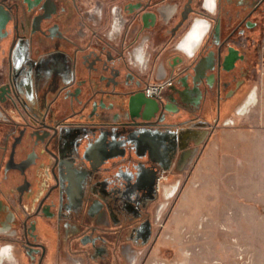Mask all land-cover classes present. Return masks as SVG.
Segmentation results:
<instances>
[{"label":"flooded vegetation","instance_id":"flooded-vegetation-1","mask_svg":"<svg viewBox=\"0 0 264 264\" xmlns=\"http://www.w3.org/2000/svg\"><path fill=\"white\" fill-rule=\"evenodd\" d=\"M0 1V261L135 264L165 207L162 179L196 156L192 117L174 115L247 94L264 61V0ZM150 41L154 80L142 70ZM195 67L206 75L194 90ZM134 90L154 110L130 109Z\"/></svg>","mask_w":264,"mask_h":264},{"label":"rangeland","instance_id":"rangeland-1","mask_svg":"<svg viewBox=\"0 0 264 264\" xmlns=\"http://www.w3.org/2000/svg\"><path fill=\"white\" fill-rule=\"evenodd\" d=\"M257 70L236 118L191 143L192 162H172L161 182L165 207L153 216L155 233L135 264H264V61ZM251 97L256 104L239 114ZM175 183L179 189L167 197Z\"/></svg>","mask_w":264,"mask_h":264},{"label":"crops","instance_id":"crops-1","mask_svg":"<svg viewBox=\"0 0 264 264\" xmlns=\"http://www.w3.org/2000/svg\"><path fill=\"white\" fill-rule=\"evenodd\" d=\"M70 27V26H69ZM200 34L199 33H194L190 38L189 41H192L193 44L197 43L199 38H200ZM128 40L131 39L132 34L130 32H128ZM63 50L68 51V52H72L74 50V47H62ZM143 58H144V63L142 64V70H143V74L146 75L148 77L149 80H154L155 79V72H156V67L158 65V51L161 49V47H157L153 41H150L148 44V47H144L143 48ZM184 50L182 52L183 57L188 58L193 56L194 54H196L198 52V47H184ZM180 67H177L176 69H172V72L175 73V70H178ZM168 71H170V69L167 68ZM246 94H240V95H234V96H230L225 100H222L221 104H220V100L218 99V97H212L210 102H208V111L206 112H198L196 111L195 108V104L192 103V105L190 106L191 108V113L192 114H188L187 112H183V113H177L174 115V117H192V120L190 121V123L187 124L188 130H189V138L191 139L192 142H194V145H200L203 142H201L203 139V141H207L208 139H210L209 135H211V133H209V129L211 128L210 131L213 130L214 126H218L220 125V123H222L227 117L232 116L233 118H236V107L237 105H239L240 101L244 98ZM254 97L256 98V102L258 101V95L255 92L254 93ZM256 103L252 102L248 105V107H250V105H254ZM250 108H248V110L244 113L240 112V108L238 109L239 114L245 115L247 114ZM208 124V129L203 131L202 126ZM208 133L207 138L204 135H199L200 133L203 134L204 133ZM1 204L4 203V200H2L0 202Z\"/></svg>","mask_w":264,"mask_h":264},{"label":"water","instance_id":"water-1","mask_svg":"<svg viewBox=\"0 0 264 264\" xmlns=\"http://www.w3.org/2000/svg\"><path fill=\"white\" fill-rule=\"evenodd\" d=\"M2 3V1H0ZM1 16V12H0ZM143 20H146V16L142 17ZM102 60L101 58H99ZM224 63H227V61L230 63V66L224 65V69H230L234 62V56H233V48H228V53L223 55ZM98 70V68H96ZM102 70L104 71H110L112 76L116 78L121 74V69L119 67H108L103 61H102ZM206 75V70H200L199 68H194L191 72V81H188V85L191 89L198 88L200 84H202L204 77ZM118 81H116L117 83ZM124 84L126 86H131L132 83L129 80L124 81ZM137 86H140V83H136ZM126 95H129V108L133 110L134 107L137 108H143L145 111H151L154 110V108L157 105V101H152L148 97L145 96V93L143 91H129L126 93Z\"/></svg>","mask_w":264,"mask_h":264},{"label":"bare ground","instance_id":"bare-ground-1","mask_svg":"<svg viewBox=\"0 0 264 264\" xmlns=\"http://www.w3.org/2000/svg\"><path fill=\"white\" fill-rule=\"evenodd\" d=\"M252 102H254L255 103V99H254V97H251L249 100H248V102H246L247 104H246V108H248V105L250 104V103H252ZM241 109V108H240ZM242 111V113H244L245 112V110L243 109V110H241ZM194 157V156H193ZM178 188H179V184L178 183H175L173 186H171V188H167L166 189V195H167V197H171V196H173L175 193H176V191L178 190ZM165 206V205H164Z\"/></svg>","mask_w":264,"mask_h":264},{"label":"clouds","instance_id":"clouds-1","mask_svg":"<svg viewBox=\"0 0 264 264\" xmlns=\"http://www.w3.org/2000/svg\"><path fill=\"white\" fill-rule=\"evenodd\" d=\"M205 23L208 24V27H209V29H210V28H211V24L208 23L207 21H205ZM7 258H8L9 260H12V259H13V257L11 256V249H10V248L7 250ZM0 264H2V261H0Z\"/></svg>","mask_w":264,"mask_h":264},{"label":"built area","instance_id":"built-area-1","mask_svg":"<svg viewBox=\"0 0 264 264\" xmlns=\"http://www.w3.org/2000/svg\"><path fill=\"white\" fill-rule=\"evenodd\" d=\"M158 88H159V86H152L150 89H149V92H152V93H154V92H157L158 91Z\"/></svg>","mask_w":264,"mask_h":264}]
</instances>
